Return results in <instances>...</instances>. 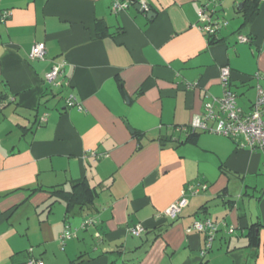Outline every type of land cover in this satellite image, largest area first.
Returning <instances> with one entry per match:
<instances>
[{
	"label": "crops",
	"instance_id": "obj_1",
	"mask_svg": "<svg viewBox=\"0 0 264 264\" xmlns=\"http://www.w3.org/2000/svg\"><path fill=\"white\" fill-rule=\"evenodd\" d=\"M206 1L136 0L148 18L136 2L113 12L112 0H0V264H264L262 154L180 129L221 96L225 65L243 110L256 84L264 90V0L248 23L244 0H217L213 19L227 24L214 43L198 27ZM35 42L44 59L29 58ZM60 61L53 87L44 73ZM83 181L89 207L45 210L48 189ZM187 185L197 192L180 214L159 215ZM206 219L217 223L210 248L189 229ZM66 226L74 237L62 247Z\"/></svg>",
	"mask_w": 264,
	"mask_h": 264
},
{
	"label": "built area",
	"instance_id": "obj_2",
	"mask_svg": "<svg viewBox=\"0 0 264 264\" xmlns=\"http://www.w3.org/2000/svg\"><path fill=\"white\" fill-rule=\"evenodd\" d=\"M130 3L129 0H112L111 10L113 12L125 10ZM141 4L145 10H148V6L144 2ZM218 4L219 2L217 0L206 1L197 11L198 27L209 37H216L220 28L227 24L224 20L218 21L213 19V8ZM9 15L10 12L5 11L1 15V20H4ZM238 40L246 42L248 38L239 35ZM45 53L46 49L44 44L42 42H35L30 49L29 58L44 59ZM63 65L64 61L54 62L44 73V81L53 87L60 86L61 82L59 76ZM230 72V68L226 65L220 68V83L223 88L221 96L211 97L210 100L204 104V113L200 116H195L188 126L181 127L180 129L188 128L191 132H214L233 140L240 139L242 142L239 144V147L259 151L263 156L264 165V90L259 84H256L255 99L248 110H243L237 103L236 94L230 88ZM254 77H258V75L256 74ZM66 105L77 106L78 109L81 108L80 105L76 104L74 97L71 95L67 97ZM41 120L44 121L45 117H42ZM210 121L213 123L212 125H209ZM196 185L202 189L206 188V184L199 183ZM187 192L195 194L197 189L193 190L192 185H187L181 191L180 197L165 208L159 215L171 219L176 218L188 203L186 197ZM93 222L94 219L87 218L81 224V227L83 228ZM189 229L207 232L206 248H210L213 234L217 229V223L208 219L204 221L196 220ZM229 231H231V229ZM129 232L133 236H140L144 232V228L141 224H137L130 227ZM72 237H74V233L66 226L60 233L58 240L63 247L66 240ZM21 264L43 263L39 258L29 256L26 261Z\"/></svg>",
	"mask_w": 264,
	"mask_h": 264
},
{
	"label": "trees",
	"instance_id": "obj_3",
	"mask_svg": "<svg viewBox=\"0 0 264 264\" xmlns=\"http://www.w3.org/2000/svg\"><path fill=\"white\" fill-rule=\"evenodd\" d=\"M131 3L134 4L136 0H129ZM257 2L258 0H244V3L246 4V9L244 11V21L245 23L250 22L254 16L257 14ZM99 26V25H98ZM100 26L98 27V30H100ZM248 38V37H247ZM216 37H209V42L214 43L216 42ZM249 41V40H248ZM231 80V78H230ZM231 86V81H230ZM197 134H199V131H192L190 134L187 135L186 141L194 142L196 139ZM50 193V196L52 197V200L50 203H48L45 207L46 211H49L52 204L55 201H65L66 202V209L67 212L71 210L74 206H78L79 208H82L84 206L89 207V205L92 203V197L95 194V190L91 188L86 181H83L79 184H76L72 190L66 191L63 188L60 187H52L47 190ZM255 225L252 224L248 228V234L251 238V235L253 233ZM252 241V240H250ZM249 241V242H250ZM82 255L78 256L75 260L71 261L70 264L73 262H77L81 259ZM27 259V258H26ZM26 259L24 261H26ZM23 261V262H24ZM22 263V262H21ZM19 263V264H21Z\"/></svg>",
	"mask_w": 264,
	"mask_h": 264
},
{
	"label": "water",
	"instance_id": "obj_4",
	"mask_svg": "<svg viewBox=\"0 0 264 264\" xmlns=\"http://www.w3.org/2000/svg\"><path fill=\"white\" fill-rule=\"evenodd\" d=\"M134 6H135L137 9H139L140 11L145 12V13H146V16H147L148 18H149V17H153V16L155 15L154 11L149 10V9H148V10H145V9L143 8L141 2H136V3L134 4Z\"/></svg>",
	"mask_w": 264,
	"mask_h": 264
},
{
	"label": "rangeland",
	"instance_id": "obj_5",
	"mask_svg": "<svg viewBox=\"0 0 264 264\" xmlns=\"http://www.w3.org/2000/svg\"><path fill=\"white\" fill-rule=\"evenodd\" d=\"M218 135H220V134H218ZM220 136H222V135H220ZM223 137H225V136H223ZM225 138H227V137H225Z\"/></svg>",
	"mask_w": 264,
	"mask_h": 264
}]
</instances>
